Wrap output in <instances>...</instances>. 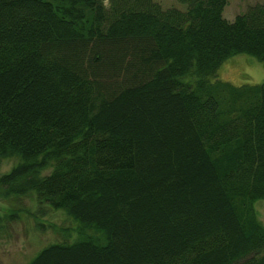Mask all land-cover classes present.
<instances>
[{"label": "trees", "instance_id": "1", "mask_svg": "<svg viewBox=\"0 0 264 264\" xmlns=\"http://www.w3.org/2000/svg\"><path fill=\"white\" fill-rule=\"evenodd\" d=\"M225 5L0 0V189L78 234L25 264H264V79L216 77L264 66V0Z\"/></svg>", "mask_w": 264, "mask_h": 264}, {"label": "rangeland", "instance_id": "2", "mask_svg": "<svg viewBox=\"0 0 264 264\" xmlns=\"http://www.w3.org/2000/svg\"><path fill=\"white\" fill-rule=\"evenodd\" d=\"M155 1L162 7L176 5V0ZM258 1L226 0L223 17L232 20ZM216 77L233 85L257 84L264 79V66L252 56L236 54L220 64ZM16 162V158H0V175ZM254 208L264 224V200L256 201ZM77 236L76 225L63 211L38 203L32 193L13 196L0 189V264H25L46 244L71 242Z\"/></svg>", "mask_w": 264, "mask_h": 264}]
</instances>
